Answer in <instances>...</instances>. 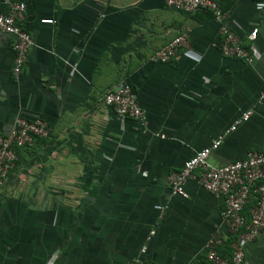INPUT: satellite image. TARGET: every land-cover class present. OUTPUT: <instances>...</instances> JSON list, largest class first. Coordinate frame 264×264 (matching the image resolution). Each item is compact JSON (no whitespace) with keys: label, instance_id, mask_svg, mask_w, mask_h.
Masks as SVG:
<instances>
[{"label":"crops","instance_id":"0c3cea01","mask_svg":"<svg viewBox=\"0 0 264 264\" xmlns=\"http://www.w3.org/2000/svg\"><path fill=\"white\" fill-rule=\"evenodd\" d=\"M220 1L231 30L259 54L251 64L221 55L209 13L186 15L165 0H0V13L24 3L20 24L33 41L15 77L10 38L0 37V135L17 117L49 128L20 152L0 192V264H131L143 245L154 264H207V241L227 236L222 199L198 185L199 172L185 198L171 195L169 177L223 135L211 166L264 151V0ZM179 35L191 55L149 60ZM121 82L143 127L101 101ZM245 264H264V229Z\"/></svg>","mask_w":264,"mask_h":264},{"label":"built area","instance_id":"2783aa9c","mask_svg":"<svg viewBox=\"0 0 264 264\" xmlns=\"http://www.w3.org/2000/svg\"><path fill=\"white\" fill-rule=\"evenodd\" d=\"M165 6L186 15L201 11L211 13L219 24L220 41L217 47L223 57L251 64L259 56L256 49L245 47L231 30L226 22L227 13L220 7V0H165ZM24 11V3L7 2V11L0 13V37L10 38L13 52L12 73L15 77L20 75L33 46L30 35L20 24ZM41 23L52 24V21L43 19ZM180 50L185 54H192L184 35L177 36L154 52L149 60L154 63H167L175 58ZM101 101L105 106L111 107L119 119L133 120L142 127L145 125V113L138 105L135 94L124 82L105 91ZM250 115L251 111L244 112L226 133L247 122ZM48 137L49 128L44 121L22 117L15 119L7 134L0 135V192L17 161L15 149L31 147L35 138ZM223 137L224 135L218 137L211 148L195 152L180 170L172 173L169 177V187L171 195L185 198L186 182L195 179V173L199 172L198 185L222 199L220 218L227 233V236H223L221 232L216 231L210 237L204 247L205 260L207 264H245L247 245L255 241L264 229V151H250L243 159L222 166H211L208 163L210 152L220 146ZM249 204L248 210L245 211ZM154 234L155 230H150L146 242L150 241ZM232 237L234 241L230 244V255H221L219 248ZM146 250V245H143L139 256L131 264H154L145 260Z\"/></svg>","mask_w":264,"mask_h":264},{"label":"trees","instance_id":"16d2710c","mask_svg":"<svg viewBox=\"0 0 264 264\" xmlns=\"http://www.w3.org/2000/svg\"><path fill=\"white\" fill-rule=\"evenodd\" d=\"M220 7H221V9H222V11L223 12H226V11H228L229 10V7H230V5H223L222 3H221V1H220ZM208 13V12H207ZM210 15H211V17L213 18V16H212V14L211 13H209ZM248 48V47H247ZM47 139V138H46ZM42 140H45V139H41V138H35V141H34V145L36 144V143H38L39 141H42ZM33 146H31V147H25V148H17V149H15V151H16V155H17V161L15 162V165H14V167H13V169L18 165V161H19V158H20V152L22 151V150H27V149H30V148H32ZM13 169L9 172V174H8V176L10 175V173L13 171ZM8 176H7V178H8ZM250 206V204L245 208V211H247L248 210V207ZM232 241H234V237H232V238H229L226 242H225V244L224 245H226L225 246V248L224 249H226L227 248V252L226 253H224V252H222V251H220L219 250V253L221 254V255H223V256H228V255H230V244H231V242Z\"/></svg>","mask_w":264,"mask_h":264},{"label":"rangeland","instance_id":"374dc122","mask_svg":"<svg viewBox=\"0 0 264 264\" xmlns=\"http://www.w3.org/2000/svg\"><path fill=\"white\" fill-rule=\"evenodd\" d=\"M3 188H4V187H3ZM3 188H2V190H1V192L4 190Z\"/></svg>","mask_w":264,"mask_h":264}]
</instances>
